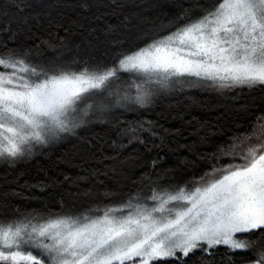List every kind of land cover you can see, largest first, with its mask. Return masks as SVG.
Listing matches in <instances>:
<instances>
[{"label": "trees", "instance_id": "trees-1", "mask_svg": "<svg viewBox=\"0 0 264 264\" xmlns=\"http://www.w3.org/2000/svg\"><path fill=\"white\" fill-rule=\"evenodd\" d=\"M224 1L0 0V59L42 78L109 75L110 82L73 130L0 158V227L78 219L135 197L189 193L264 153V83L193 76L154 83L118 71L128 57ZM243 236L245 250L196 249L149 264L255 262L264 251V227Z\"/></svg>", "mask_w": 264, "mask_h": 264}, {"label": "rangeland", "instance_id": "rangeland-1", "mask_svg": "<svg viewBox=\"0 0 264 264\" xmlns=\"http://www.w3.org/2000/svg\"><path fill=\"white\" fill-rule=\"evenodd\" d=\"M0 158L73 130L109 75L42 78L0 59ZM115 70L110 72L114 73ZM120 72L164 83L178 76L264 83V0H225L210 16L125 59ZM189 193L133 198L105 213L0 227L8 264H149L196 249L245 250L264 227V153L246 169ZM264 264V251L255 262Z\"/></svg>", "mask_w": 264, "mask_h": 264}]
</instances>
